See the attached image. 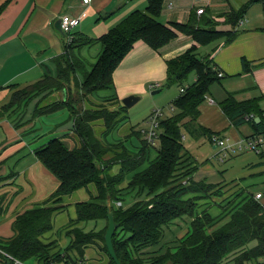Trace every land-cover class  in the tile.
I'll use <instances>...</instances> for the list:
<instances>
[{"label": "trees", "instance_id": "1", "mask_svg": "<svg viewBox=\"0 0 264 264\" xmlns=\"http://www.w3.org/2000/svg\"><path fill=\"white\" fill-rule=\"evenodd\" d=\"M1 1L0 15L10 0L3 3ZM147 2L145 11L131 13L98 40L72 33L71 37H74L68 43L66 53L56 60L58 76L45 77L16 93L12 98L11 107L16 105L23 109L32 99L45 92L65 91L66 100L60 107L50 105L46 109L53 107L51 112H57L69 108L74 112L75 107L66 104V86L72 74H81L84 77L83 89L92 95L113 86L115 70L138 41H144L151 48L158 50L175 39L177 31L191 35L195 42L202 46L224 36L212 29H196L191 25L166 26L159 22L164 0ZM238 20L239 17L233 24H237ZM235 37L236 33L229 34L228 42ZM97 41L102 44L103 51L92 71L88 72L75 50ZM196 50L197 47H193L168 62L165 87L179 86L184 88L185 92L174 102L178 113L161 121L158 155L155 160L151 161L149 158L152 148L143 139L142 132L136 131L142 142L139 152L130 154L124 146L123 154L116 155L118 157L114 161L101 166L105 155L109 153L107 142L101 139V136H95L94 127L92 128L90 123L92 119L104 121V138L119 122H113L118 111L108 113L103 107L97 111V118H92L93 110L89 107L86 113L76 114V134L80 144L74 149L68 148L62 139L55 138L37 150L38 160L58 179L60 185L45 202L17 216L13 225L14 236L10 239H0V264H16V260L24 264H69V258L62 257V253L51 256L49 251L55 242L44 243L42 237L54 229L55 215L68 209L66 200L80 189H88L90 199L75 204L77 219L69 224L106 222L105 229L99 232L93 231L94 229L85 232L82 227L67 233L69 238L74 235L71 247L78 250L82 258L85 250L93 246L107 255L108 261L103 264H116L109 254L104 236L109 225V214H113L118 224L113 236V245L122 264H225L228 261L234 264H258L259 259L264 258V206L255 199L254 194H238L233 202L229 203L228 209L214 218L207 210L199 213L197 204L203 198L209 197L213 186L194 181V170L186 173L184 179H175L177 171L182 169L183 159L188 156L183 141V122L186 119L193 123L198 121L201 105L212 86L222 78L219 77V71L212 64V60L199 59ZM244 68L247 71L246 62ZM193 73L197 80L188 85L189 77ZM31 91L36 94L30 95ZM116 101L126 120L127 108L121 105L118 98ZM220 108L234 127L240 128L246 123H251L255 131L254 136L264 134V113L259 108V100L239 102L230 96L220 103ZM256 117L260 118L259 123L256 122ZM202 130L210 140L215 136L219 137L216 133ZM146 162L149 167L137 172ZM116 164H121L120 171L117 175H112V166ZM133 173L132 178L128 180L127 177ZM184 181L188 185L182 184ZM126 182L128 193L136 191L137 196L132 199L133 203L124 207L120 198L124 191L121 186ZM91 188H95V192ZM144 193L147 201H135ZM218 193L217 195H222V191ZM191 195L194 197H190ZM117 202H121V206L117 205ZM185 216L190 217L192 221L185 236L174 243L177 246L168 249L164 254L151 257L147 262L148 259H144L142 253L161 245L165 229Z\"/></svg>", "mask_w": 264, "mask_h": 264}, {"label": "crops", "instance_id": "2", "mask_svg": "<svg viewBox=\"0 0 264 264\" xmlns=\"http://www.w3.org/2000/svg\"><path fill=\"white\" fill-rule=\"evenodd\" d=\"M3 2L5 0L1 1ZM147 4V0H92L89 6H83L81 0H10L0 15V106L9 98V88L12 86L27 87L42 81L45 77L58 76L56 60L66 53L69 43V36L56 28V22L63 15L79 17L85 13L81 25L73 33L98 40L131 13L145 11ZM199 9L205 10L204 15L197 13ZM238 17L237 24H233ZM159 22L166 26L182 24L191 25L196 29H212L224 36L202 46L197 44L191 35L177 31L176 38L158 50L151 48L144 41H138L115 70L113 86L108 90L99 91L94 96L95 99L118 98L123 105L122 99L130 95L139 96L141 99L150 94L153 96L151 90L154 89H150L151 85H158L155 90L166 85L168 62L197 47V57L212 60V64L223 77L218 83L220 87L211 88L205 100L208 104L201 105L198 121L193 123L186 119L182 125V132L186 130L196 141L201 142L207 139L202 129L215 133L219 131L218 129L227 128L228 125L234 127L220 108V103L230 96L239 102L259 100V108L264 113V0H164ZM231 33H236V37L228 42V35ZM102 51L103 46L97 41L75 50V54L85 63L86 68H89L95 64ZM244 62L248 65L247 71ZM196 80L197 77L194 75L190 84ZM173 87L177 90L172 100L174 103L179 98L182 88ZM47 93L36 98L25 109L23 120L29 121L30 126H18L10 116L0 115V239L3 240L14 236L13 225L18 215L45 202L60 185L58 179L38 160L37 150L55 138L62 139L70 149L77 146L75 139L72 138L74 122L67 112L69 108L57 112H51L53 107L46 109L58 101L63 103L66 100V92L65 95L64 92H60V95L52 91ZM37 109H44V113L36 114ZM209 110L222 118L223 121L219 118L222 122L220 125L204 121L205 113ZM53 114H56L55 116L59 114L63 119L53 120V125L49 124V127L51 126L49 140L42 142L38 147H33L37 139L44 135H29L33 130L42 129V124ZM246 126L251 132L241 138L248 139L255 135V131L251 123H246L240 128ZM117 135L118 133H114L109 139L108 135L102 139L111 144V139H116ZM183 135L185 138V132ZM70 140L75 144L70 145ZM187 153L188 156L182 166L189 168L198 166L192 176L194 181L227 185L230 190L226 189L224 196H221L226 200H233L240 193L245 195L252 193L255 196L262 193L260 203L264 206V146L260 153L255 152L259 155V161L248 166L245 164L240 178L230 183H219L218 171L215 172L212 164H200L189 149ZM151 154L149 152L150 160H155L158 154L153 157ZM191 159L194 161L191 162ZM143 167L137 172L148 168L149 163H144ZM187 171L186 169L185 172ZM133 175L134 173L127 179L130 180ZM89 193L88 189H80L75 193L79 200L74 203L89 200ZM71 198L66 201L71 203L69 207L74 217L70 216L71 220L65 226L77 219L75 204L69 201L73 200ZM211 199L212 197H207L198 201V212L207 210L216 218L222 214L223 205H218L219 209L214 215L211 212L216 204H212ZM67 211L68 209L55 215L54 229L46 233L48 236L42 237L43 242L50 237L52 241L55 240L59 230L65 227L56 231V219ZM185 217L170 225L164 238L167 240L165 243L176 242L186 234L191 218L187 220V224L179 222L185 220ZM85 226L87 225L83 227ZM168 235L172 236L171 240L167 239ZM66 239V236L62 241L56 239L58 245L64 242L59 247L60 250L67 245ZM148 251H151V248ZM85 255L86 259H90L87 253Z\"/></svg>", "mask_w": 264, "mask_h": 264}, {"label": "rangeland", "instance_id": "3", "mask_svg": "<svg viewBox=\"0 0 264 264\" xmlns=\"http://www.w3.org/2000/svg\"><path fill=\"white\" fill-rule=\"evenodd\" d=\"M93 65L90 66L89 68H86L88 72L92 71ZM194 75H195L194 73L192 75H190L187 84L191 83L192 77ZM83 85H84V77L81 74H72L71 80H70L69 84L66 86L67 92H68V100H67L66 104L69 103V105L74 106L76 109V110H74V112L72 111L73 114H71L72 112L69 109L67 112H68V114L70 113V117H71V119H73V122H74V130H73L74 136L72 138L75 139L77 146L80 144V141H79V137L76 134V130H77V126H76L77 115L76 114L86 113L87 107H89L90 109L92 108V110H93V111H91L93 113L92 118L99 117V112H97V111L100 110L102 107L105 108L108 113H115V111H118V113L116 115H114V121L113 122L114 123H116L117 121H119V122L117 123V125L112 130H110L111 134L108 135V139H109V136H111L114 133L115 134L118 133V135L116 136V139H114V138L111 139V144L106 143L109 153L107 155H105V157L103 159L104 162L101 164V166L104 163L114 161V159L118 157L116 155H118L120 153L123 154L125 152V150H123L124 146L127 148V152L130 154H135L136 152H139V150L142 148V142L139 140V137L137 136V134L135 132L147 130L150 128V126H151L149 123L150 118H151L152 114L155 112V110H160L163 112L162 120L170 118L175 113H178V110H176L174 108V103L172 101L173 98H175L177 90L173 86L172 87L166 86V87H162L161 89H159V90H162L161 93L159 92L158 94L153 95V96H151V94H150V96L144 97L136 105H134L132 108L127 109L128 110L127 114H129V117H128L127 121L122 124V122L125 121L124 120L125 114L121 113L119 104L116 101V99H114V98L95 99L94 96H96L98 92H95L92 95H89L86 92V90L83 89ZM214 86L220 87V85L218 83L214 84L212 87H214ZM26 88L27 87H22V88L11 87V88H9V91H10L9 92V98L4 102V104L2 106H0V115L10 116V118L14 119V122H16L18 126H23V127L30 126L29 121L25 122L23 120L24 111L30 105V103L35 101L36 98L32 99V100L30 99L31 102L28 104L27 107H25L23 109L21 108V106H16V105H13L11 107V101H12V98L14 97V95L16 93L23 91ZM151 91H156V90L154 89ZM151 91H150V93H151ZM56 92L58 95H60L61 91H56ZM45 93H47V92H45ZM45 93L41 94L40 96L45 95ZM33 94H36V92L31 91L30 95H33ZM40 96H38V97H40ZM213 96H215V95H213ZM59 99L61 100V98H59ZM158 99H159V101L157 102ZM204 104L207 105L208 101H205ZM40 105H42V103ZM54 105H56V107H60L62 104L58 101V103H56ZM85 105H86V108H85ZM172 112H173V114H172ZM40 113L43 114L44 109H42V110L37 109L36 110V114H40ZM88 114H89V110H88ZM55 115L56 114L51 115L48 118L49 120L46 121L44 124H42V126H41L42 129H40L38 131L33 130V133H31L29 135V136H31V135H34V136L44 135L41 139H37V143H34V145H32L33 147H38L42 142H47L49 140V138L51 136V135H49L50 127H51V126L49 127V124L53 125V123H52L53 120L57 121L58 119H63V117L60 118L61 115H59V114H57L58 116H55ZM219 118L222 120V118L219 115H215L213 111L209 110L208 112L205 113L204 121L206 123L216 124L218 126L222 123V122H220ZM225 119L227 120V118H225ZM43 120H45V119H43ZM92 120H93L92 121L93 125L91 122L90 126L94 127V128L93 127L92 128L94 130V133H96L95 136H98V137L101 136L100 138L102 139V136H103V133L105 130V126H103L104 121L101 119H98L99 121L94 120V119H92ZM100 124H102V126ZM228 126H227V128H229V129L222 128V129H218L219 131H215V133L218 134L220 138H224L226 140L227 147L232 148L231 150H229V152H226V153L222 150L221 147L214 145L213 138L210 140L207 136L204 135L207 139L201 140V142H198L186 130L184 131L186 136H185L183 141H184L186 148L191 151L194 158L198 159V162L200 164H208V165L212 164L213 165V167L215 168V172L218 171V175H219V179H220L219 183H230L231 181H233L235 179H239L240 174L243 171L244 167H246L250 164H254V163L259 161V155H257L255 153V151H251V150L240 151L239 150V145H238L239 142H237V141L238 140L239 141L244 140L245 138H241V137L246 136V134L250 133L251 132L250 128H248L247 126L243 129L242 128H235V127H228ZM130 129H131V131H129ZM137 141L140 144H138ZM69 144L74 145L75 143L70 140ZM158 148H159V141H157L156 146L151 149V151H150L152 153L151 157L155 156ZM183 161H185V159H183ZM193 161L194 160L191 159V162H193ZM245 164H247V165L244 166ZM142 167H141V169H142ZM120 168H121V164L113 165L111 174L117 175L120 171ZM181 168L182 169L180 171H177V173L175 174V176H176L175 179H184L186 177L184 175H186L187 172L190 173L192 171V170L190 171V169H193L195 172V171H197L198 166L196 165V166L191 167V168L186 167V166H182ZM186 169L188 170L187 172H185ZM195 181L205 183L204 181H197V180H195ZM182 184L188 185L186 181H184V183H182ZM205 184L213 186L212 191L209 194V197L210 196L212 197L211 203L216 204V205H214V207H212L211 213L216 215V212L219 209L218 205H223V210H226V208L228 209L229 203L233 202L234 199L233 200H226V199L221 197V196H224L223 193L226 192V189L230 190L228 188V186L227 185H214V184H207V183H205ZM121 188L124 191L122 192V197L120 198V200L124 202V207H126L127 205H130V203H133L132 199L135 198V196H137V194H136V191L128 193V190L126 189L127 188V182L124 183L121 186ZM91 189H92V191L95 192V188H91ZM219 191H222L221 196L217 195V194H219L218 193ZM238 191H242V190H238ZM71 199H73V200H69V201L72 203H74V201L79 200L77 194H74ZM147 199L148 198L145 194L142 197L137 198L135 201L141 200V201L145 202V201H147ZM119 203H121V202H117V205ZM68 204L70 205L71 203L68 202ZM119 206H121V205H119ZM72 212H73L72 209L70 207H68V211L62 213L56 219V223H55L56 231H58L60 228L64 227L65 224L71 220V217H74V213H72ZM185 218H186L185 220L183 219L179 222H186V224H187V220L190 219V217H185ZM191 220L192 219H190V222H191ZM61 225H63V226H61ZM181 225H184V224H181ZM83 226H84V223L79 224V225L78 224L77 225H75V224L70 225L69 224V225H67L64 228L59 230V232L56 234V238H54L55 240L52 241V237H50L48 240L45 239L44 243L55 242V245L53 247H51L52 249L49 251L50 255L55 256V255L62 253V257L65 256L67 258L69 256V253H71V254H75L78 256H82L78 250L71 247L72 246L71 241L74 238V235H72L73 237L69 238L67 236V233L69 231H72L74 228H82ZM105 226H106V222L100 221L98 223L90 222L84 228H85V232H90L93 229H94L93 231L99 232L101 230H104ZM108 227H109V225H108ZM167 229H169V227L165 229L164 238H165V235L167 233ZM188 229H189V227H188ZM106 233H107V230L105 231V235H106ZM44 236H48V234H45ZM65 236L67 237V239H66L67 245L64 246L62 250H60L59 247H61V244H63L64 242L58 245V240H56V239H59V241L60 240L62 241L63 237H65ZM167 239L171 240L172 236L168 235ZM166 241L167 240L164 239L163 242L161 243V245L156 246V247H152L151 251H149V252H143L142 255L144 256V259H148L146 261L149 262L153 257H156V255L164 254L168 249L174 248L177 246V244L174 245L175 242L165 243ZM85 253H87V256H89L90 259H86L85 258L86 255H84V258L86 260L92 262V263L103 264V263L108 261L107 255L104 252L100 251L96 247L92 246V247L87 248L85 250ZM260 261H261V258L259 259L258 264ZM58 264H64V263L58 262ZM225 264H234V262L228 261Z\"/></svg>", "mask_w": 264, "mask_h": 264}, {"label": "built area", "instance_id": "4", "mask_svg": "<svg viewBox=\"0 0 264 264\" xmlns=\"http://www.w3.org/2000/svg\"><path fill=\"white\" fill-rule=\"evenodd\" d=\"M81 3L83 6H89L92 3V0H81ZM204 11H205L204 9H199L197 13L199 15H202ZM85 15H86L85 13H83L79 17H71L69 15H63L60 18L61 19V30L63 31V33L69 36V42H71L73 38L71 37V34L81 25L83 19L85 18ZM218 75L219 77H223V74L221 72H219ZM155 88H158V85L154 84L150 87V89H155ZM184 92H185V89L182 88L181 93H184ZM162 118H163V112L160 110H155V112L152 114L150 118V122H149L151 125L150 128L147 130L141 131L143 138L149 143L151 148L156 146V142L158 141V138L160 136V133H161L160 125H161ZM213 141H214V144L216 146L221 147L225 153L229 152V150L232 149V148L227 147V143L224 138L215 136L213 138ZM238 145H239L240 151L251 150V151L260 153L261 148L264 146V134L256 135L254 137L241 140L239 141ZM262 198H263L262 193H257L255 196V199L257 201H261ZM118 205H121V203H119ZM67 258H69L68 259V261H70L69 264H90V261L86 260L85 258L83 259L82 257L75 255V254L69 253V256ZM15 262L16 264H24L17 260ZM259 264H264V258H261V261L259 262Z\"/></svg>", "mask_w": 264, "mask_h": 264}, {"label": "water", "instance_id": "5", "mask_svg": "<svg viewBox=\"0 0 264 264\" xmlns=\"http://www.w3.org/2000/svg\"><path fill=\"white\" fill-rule=\"evenodd\" d=\"M56 28L61 30V19H59L56 22ZM159 92H160V90L153 91L152 95H156ZM64 95H65V91H64ZM140 100H141V97L135 96V95H130V96H127V97L122 99V104L127 109H130L134 105H136ZM256 122L257 123L260 122V118L259 117L256 118ZM108 218H109V227H108L107 233L105 235L107 248H108L109 254H110L111 258L114 260V262L116 264H122L120 262V260L118 259V256L116 254V251H115V248H114V245H113V236H114V233H115L116 229L118 228V224L115 222L113 214H109ZM7 264H11V262H8Z\"/></svg>", "mask_w": 264, "mask_h": 264}]
</instances>
